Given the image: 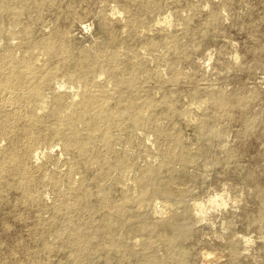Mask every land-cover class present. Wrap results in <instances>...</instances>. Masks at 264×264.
Wrapping results in <instances>:
<instances>
[{"label": "rangeland", "instance_id": "374dc122", "mask_svg": "<svg viewBox=\"0 0 264 264\" xmlns=\"http://www.w3.org/2000/svg\"><path fill=\"white\" fill-rule=\"evenodd\" d=\"M138 2L149 4L151 12L149 19L138 26L139 38L132 46L120 41L117 47H110L109 54L126 59L144 51L145 58L139 62L138 68L144 72L141 75L145 79L143 92L154 96V101L139 114L158 130L171 126L177 142L157 143L150 128L139 131L142 133L139 139L131 142L119 140V143L128 149L131 159L141 167L149 163L157 166L160 161L168 162L169 147L184 150L185 161L183 164L178 160L171 163L172 175L176 176L173 183L152 186L130 182L129 193H134L137 202L142 203L145 220L151 225L150 233L148 238L139 233H132L130 239L126 238V245L135 256L113 264H146L142 258L144 254L158 258L160 264H178L177 260L180 264H264V251L256 250L264 242V0ZM132 5V0H58L57 8L71 9L70 23L65 30V37L69 39L68 49L77 56L90 54L100 57L103 40L96 32L97 21L103 20L124 38L129 29L126 15ZM57 8L40 4L33 6V15H40L43 22L31 24L41 34L36 43L20 47L17 39L11 40L14 56L20 62L30 66L47 58V49L43 44L45 35L62 26L53 17ZM166 16L172 17L170 25L163 22L154 25L157 19L163 21ZM26 18L27 15L24 16ZM188 23L190 31L187 33ZM87 24L92 25L81 31ZM148 28L152 30L149 32ZM161 33L181 41L189 57L178 58L171 65L166 47L147 43L148 37ZM202 35H207L206 40L196 45L193 40ZM49 64L58 66L60 63L53 56ZM90 70L91 66L87 63L80 64L76 70L62 66L47 88L64 82L68 87H74L72 91H75L76 76ZM159 72L164 77L162 82L158 81ZM179 73L196 76L176 82L173 76ZM106 77L98 70L91 75L95 80H105ZM109 83L106 86L114 89ZM162 89H177L180 92L174 102V115L184 121L177 126L170 125L169 119L162 113ZM49 91L46 89L44 93ZM30 100L32 103H27V110L37 104L34 99ZM109 105L117 111L124 109L112 103ZM199 124L205 128L204 152L198 150L199 142L195 139L194 126ZM130 125V122H125L123 128ZM0 143H4L1 135ZM38 146L43 148L45 145L36 144ZM126 175L138 178L141 171L133 169ZM120 186L123 187L122 184ZM166 189L170 192L163 193ZM180 192L184 193L180 195ZM219 199H225V204L221 205ZM125 201L128 203L130 200ZM14 203L15 198L12 197V204L0 205V264H43L31 263L34 257L46 259L45 255H32L31 231L35 217L25 206ZM169 203L180 213L192 210L181 220L186 235L176 242L177 247H168V235L158 228L165 218V221L170 218V214H160V205ZM132 205L136 206L133 201ZM156 205L159 210L152 217L149 212ZM199 205L203 206L202 210L198 209ZM136 220L131 218V221ZM249 237L256 242L251 247L244 242ZM134 240L138 245H132ZM60 252L57 260L68 264L65 250ZM204 253L214 254L209 256Z\"/></svg>", "mask_w": 264, "mask_h": 264}, {"label": "bare ground", "instance_id": "6f19581e", "mask_svg": "<svg viewBox=\"0 0 264 264\" xmlns=\"http://www.w3.org/2000/svg\"><path fill=\"white\" fill-rule=\"evenodd\" d=\"M57 2L0 0V135L4 142L0 143V205L12 204L13 197L15 203L22 204L33 213L32 255H45L46 259L34 257L31 263L62 264L61 259L57 260L62 250L66 252L68 264L122 263L135 256L132 249L127 247L125 239L132 233L148 238L151 227L145 220L142 203L137 202L134 193V196L129 193L130 182L152 186L173 183L176 176L172 175L171 163L178 160L183 164L185 161L184 150L177 151L169 147L168 162L160 161L157 166L149 163L141 167L131 159L128 149L119 143V140L131 142L139 139L142 137L139 131L150 128L157 143L177 142L171 126L168 125L166 130H158L139 114L154 101V96L143 92L145 79L141 75L144 72L138 68L139 62L145 58L144 51L136 52L126 59L109 54L110 47H117L120 41L132 46L139 38L138 26L151 16L150 6L132 0L133 5L128 8L126 15L129 29L124 38L103 20L97 21L96 32L103 40V48L101 56L96 57L90 54L77 56L68 49L69 39L65 37V30L70 23L71 9L57 8ZM36 4L52 9L56 7L53 17L62 26L45 35L43 44L47 49V58L41 63L27 66L14 56L11 40L17 39L19 47L37 42L41 33L35 31L31 22L34 25L41 24L43 19L32 13ZM160 22L170 25L172 17L166 16L163 21L157 19L154 25ZM91 25L87 24L80 30H87ZM208 26L211 28L210 23ZM189 27L190 23L186 26L187 33ZM151 30L147 29L149 32ZM206 38L207 35H202L193 42L200 45ZM147 43L166 47L171 65L178 58L189 57L181 41L170 39L162 33L148 37ZM53 56L59 60L58 66L49 64ZM82 63L91 66V70L76 76L75 91H72L74 87H68L64 82L47 88L54 82L52 79L62 66L76 70ZM96 70L102 75L105 73L106 79H92L91 75ZM194 76L196 74L179 73L173 79L178 82L190 80ZM157 77L159 82L164 80L161 72L157 73ZM107 82L114 89L106 86ZM46 89L50 91L44 93ZM179 93L177 89H162V113L172 126L184 121L174 115V102ZM31 98L37 104L27 110L26 105L32 103ZM110 103L124 109L117 111L115 107H110ZM125 122L131 125L123 128ZM194 128L195 139L199 142L198 150L204 152L206 150L202 142L205 128L203 124L195 125ZM178 143L182 145L181 141ZM36 144L45 146L40 148ZM133 169L141 171L138 178L126 175L127 171ZM169 192L167 189L163 191ZM183 193L180 192V195ZM126 199L130 201L127 203ZM132 201L136 206L133 207ZM213 202L216 203V199ZM220 203L224 205L225 199H221ZM169 205H160L162 211L159 213L170 214V218L167 221L165 218L158 228L168 235L166 244L172 247L186 235L181 220L184 214L192 210L180 213ZM157 206L149 212L152 217L157 212ZM202 208L198 206V209ZM132 217L137 220L131 221ZM244 242L250 244L249 247L256 243L252 237ZM132 245H138L137 240ZM256 250L264 251V242ZM211 254L207 255L213 256ZM142 258L146 264H160L156 257L144 254ZM177 263L180 264V260Z\"/></svg>", "mask_w": 264, "mask_h": 264}]
</instances>
